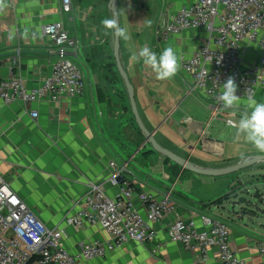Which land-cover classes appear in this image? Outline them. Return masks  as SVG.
Masks as SVG:
<instances>
[{
  "label": "crops",
  "instance_id": "0c3cea01",
  "mask_svg": "<svg viewBox=\"0 0 264 264\" xmlns=\"http://www.w3.org/2000/svg\"><path fill=\"white\" fill-rule=\"evenodd\" d=\"M110 0H71L72 10L61 12V0H5L0 11V79L15 77L27 90L39 87L58 57L43 35V26L61 21L80 48L68 59L79 64L84 95L52 103L47 99L0 108V177L49 229L65 228L63 246L72 254L80 243L108 242L99 227H66L64 219L84 207L89 182L106 180L109 162L127 166L122 181L137 192L160 198L172 191V211L154 225L156 237L145 244L129 243L103 258L80 264H194L198 251L172 243L169 226L178 218L202 228L201 216L226 224L230 247L246 264H264L258 249L264 245V162L246 170L219 176L188 171L152 150L132 114L129 94L116 66L114 35L101 21L111 18ZM187 0H117L120 26L131 40L119 39L118 58L133 89L137 113L156 143L201 169H220L250 156H264L243 137L235 139L240 112L212 114L206 99L190 90L180 69L171 80H157L133 53L148 45L156 53L172 46L180 56L206 41L202 31L186 32L166 42L155 37L157 27ZM130 5V7H129ZM151 20V27L145 20ZM244 53L245 66L257 56L256 48ZM264 102V87L255 91ZM36 111L38 118L32 119ZM260 173V174H259ZM121 182V181H120ZM114 198L118 186L105 184ZM142 216L143 208H139ZM208 264H215L210 250Z\"/></svg>",
  "mask_w": 264,
  "mask_h": 264
},
{
  "label": "built area",
  "instance_id": "2783aa9c",
  "mask_svg": "<svg viewBox=\"0 0 264 264\" xmlns=\"http://www.w3.org/2000/svg\"><path fill=\"white\" fill-rule=\"evenodd\" d=\"M186 2L157 27L155 37L166 42L186 32L205 34L206 41L180 55L181 70L189 80L190 90L199 92L212 114L219 116L226 109L216 97L229 76L235 78L236 94L241 100L264 87V0ZM71 10V0H61V12L68 14ZM42 30L58 57L51 73L39 87L31 90L25 89L18 78L0 79V108L2 104L14 102L33 104L47 99L55 103L84 95L83 73L66 56L67 52L78 54V44L61 21L46 24ZM253 46L257 56L250 66H245L243 51ZM30 116L36 120L38 113L33 111ZM230 122L226 120L228 126ZM128 173L127 166L109 162L106 180L89 182L84 207L65 217L66 227L77 230L99 227L110 237L108 242L80 243L76 254L63 246L65 228H47L0 177V264H80V260L103 258L129 243L153 242L154 225L172 211V191L168 190L160 198L137 192L130 184L120 182ZM105 184L118 186L119 192L114 198L106 195ZM140 207L145 210L144 216L139 212ZM200 220L201 229H197L192 220H175L167 230L169 241L198 251L194 264H208L210 250H215V264H246L231 249L226 224L206 216H201ZM258 251L264 256V245H260Z\"/></svg>",
  "mask_w": 264,
  "mask_h": 264
},
{
  "label": "clouds",
  "instance_id": "9594fccd",
  "mask_svg": "<svg viewBox=\"0 0 264 264\" xmlns=\"http://www.w3.org/2000/svg\"><path fill=\"white\" fill-rule=\"evenodd\" d=\"M6 7L5 0H0V11ZM130 7V5H129ZM111 18L101 21L105 29L123 41H130L131 35L127 28L117 23L120 20L118 10H112ZM151 20H145V26L151 27ZM131 59L142 62L143 66L150 69L155 74L157 80H171L180 71L181 57L172 46H166L159 54L152 50L148 45L142 46L138 52L133 53ZM248 90L245 91L247 93ZM237 84L235 78L229 76L222 84L220 94L216 97L217 101L226 110H231L232 115H236L241 109V96L237 94ZM231 123L235 128V139L241 137L257 151L264 153V102H259L254 93L247 94L244 110L240 112L238 122Z\"/></svg>",
  "mask_w": 264,
  "mask_h": 264
},
{
  "label": "water",
  "instance_id": "95a60500",
  "mask_svg": "<svg viewBox=\"0 0 264 264\" xmlns=\"http://www.w3.org/2000/svg\"><path fill=\"white\" fill-rule=\"evenodd\" d=\"M116 5H117V0H110L109 1L108 9L110 10L111 13H112V10L113 11L116 10ZM117 23L119 24L118 18H117ZM118 52H119V38H116L114 36V47H113L114 58H115V62H116V66H117V69L119 71V74H120V76H121V78L125 84V87H126L128 94H129V100H130V106H131L132 114L134 116L135 122H136L139 130L145 136L146 142L148 144H150L153 151L165 156L166 158L170 159L175 164L179 165L180 167H182L188 171H191V172H194L197 174L208 175V176H219V175L232 174V173H236V172L246 170V169L251 168L252 166H254L258 163L264 162V156L258 155V156H250L238 164L228 166L225 168L201 169V168L194 166L193 164L188 162L186 159L181 158V157L173 154L172 152H170V151L162 148L161 146H159L156 143V141L154 140L152 133L148 132L144 128L142 122L140 121V118H139L138 113H137L136 105L134 102V98H133V89L130 85V82H129L126 74L124 73V71L122 69V66H121L119 58H118ZM73 55L74 54H72L71 52H67V54H66L67 57H71ZM120 181H122V180H120Z\"/></svg>",
  "mask_w": 264,
  "mask_h": 264
},
{
  "label": "rangeland",
  "instance_id": "374dc122",
  "mask_svg": "<svg viewBox=\"0 0 264 264\" xmlns=\"http://www.w3.org/2000/svg\"><path fill=\"white\" fill-rule=\"evenodd\" d=\"M71 62H72L73 64H75L77 67H80L79 64H77L76 62H74V61H72V60H71ZM259 174H260V173H259ZM258 180H260L261 182H264V176L259 175V176H258Z\"/></svg>",
  "mask_w": 264,
  "mask_h": 264
}]
</instances>
